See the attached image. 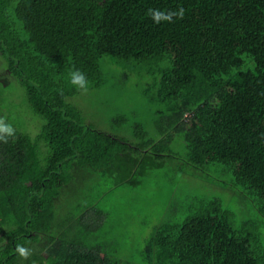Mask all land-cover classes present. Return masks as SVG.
<instances>
[{
    "label": "trees",
    "instance_id": "trees-1",
    "mask_svg": "<svg viewBox=\"0 0 264 264\" xmlns=\"http://www.w3.org/2000/svg\"><path fill=\"white\" fill-rule=\"evenodd\" d=\"M178 6L185 15L173 23L146 15ZM0 54L45 120L35 138L15 129L0 143V264H264L257 233L235 228L218 197L157 226L136 261L121 259L116 233L102 230L108 191L77 201L118 167L127 175L110 190L139 183L178 136L192 174L222 165L264 218V0H0ZM104 56L150 76L145 94L163 106L154 136L141 129L135 147L68 102L79 92L70 69L98 87ZM17 244L32 255L22 259Z\"/></svg>",
    "mask_w": 264,
    "mask_h": 264
},
{
    "label": "rangeland",
    "instance_id": "rangeland-1",
    "mask_svg": "<svg viewBox=\"0 0 264 264\" xmlns=\"http://www.w3.org/2000/svg\"><path fill=\"white\" fill-rule=\"evenodd\" d=\"M100 67L102 84L98 87L89 85L86 93L79 91L68 102L79 108L86 124L127 139L132 147L140 141L137 136L141 129L153 137L154 121L163 106L152 102L145 94L152 85V78L142 71L124 67L109 56L101 59ZM0 116L31 139L39 134L45 124L44 118L30 107L20 82L7 71L1 54ZM41 147L44 149L42 144ZM170 155L163 160L164 165L149 168L137 184L122 182L110 190L118 176L127 175L125 166L98 175L90 183V188L87 186L86 192L84 190L85 193H92L87 197L89 200L86 196L77 200L92 203L101 192L108 191L99 200L101 209L108 213L102 230L107 231V236L116 233L119 240L116 253L121 259L136 261L138 252L155 228L169 219L173 222L183 221L191 209L188 207L196 205L200 197H218L229 212L234 227L248 225L250 231L254 229L257 233L264 247V218L251 200L232 185V177L222 165L208 166L192 174V169L185 165V144L178 136L171 145ZM110 224L113 226L108 227Z\"/></svg>",
    "mask_w": 264,
    "mask_h": 264
},
{
    "label": "clouds",
    "instance_id": "clouds-1",
    "mask_svg": "<svg viewBox=\"0 0 264 264\" xmlns=\"http://www.w3.org/2000/svg\"><path fill=\"white\" fill-rule=\"evenodd\" d=\"M185 9L178 6L176 9L161 10L158 8H148L146 15L153 21L154 24L162 22L173 23L177 19H183ZM69 83L82 93H86L89 88V80L85 73L78 68L73 67L69 71ZM9 138H15V129L7 122L4 116H0V143H8ZM16 253L22 259H28L32 255V250L24 245L17 244Z\"/></svg>",
    "mask_w": 264,
    "mask_h": 264
}]
</instances>
